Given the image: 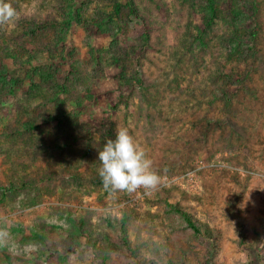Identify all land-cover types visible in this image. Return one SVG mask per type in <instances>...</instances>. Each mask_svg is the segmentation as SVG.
I'll return each instance as SVG.
<instances>
[{
  "label": "rangeland",
  "instance_id": "374dc122",
  "mask_svg": "<svg viewBox=\"0 0 264 264\" xmlns=\"http://www.w3.org/2000/svg\"><path fill=\"white\" fill-rule=\"evenodd\" d=\"M10 2L0 264H264V0H218L211 21L208 0ZM117 127L161 177L148 194L102 186Z\"/></svg>",
  "mask_w": 264,
  "mask_h": 264
},
{
  "label": "clouds",
  "instance_id": "9594fccd",
  "mask_svg": "<svg viewBox=\"0 0 264 264\" xmlns=\"http://www.w3.org/2000/svg\"><path fill=\"white\" fill-rule=\"evenodd\" d=\"M17 15L10 0H0V24L8 23ZM98 175L105 190L132 193L144 189L145 194L155 189L161 177L152 168V161L143 147L125 127H117L115 138L108 139L98 151Z\"/></svg>",
  "mask_w": 264,
  "mask_h": 264
},
{
  "label": "trees",
  "instance_id": "16d2710c",
  "mask_svg": "<svg viewBox=\"0 0 264 264\" xmlns=\"http://www.w3.org/2000/svg\"><path fill=\"white\" fill-rule=\"evenodd\" d=\"M217 1L218 0H208L209 2V8H208V14H209V21L213 20L216 18V6H217ZM81 14V11L78 12V14ZM232 13L234 14V16H236L237 18L241 19V21L243 20L242 18L244 17L243 12L241 11V9H237L234 8L232 10ZM72 17L70 19L69 22H72ZM35 75H39L43 80L47 79L48 81H46L47 83L50 84H54V87L57 88L58 90H63V88L56 82L54 81V72L51 69H47L44 66H40L38 69L34 70ZM18 86V80L15 79H11L9 78V74H8V70L5 69L4 67H0V89L1 91H3V93H7V94H14L15 92V88ZM11 196L6 197V199L10 200ZM1 202H5V197L3 195V199H0V203ZM175 211V210H174ZM177 214H180V216L182 217V220L184 221V228L186 229H190L192 230L196 235L201 234V230L200 228L194 223L192 217L186 213L185 211H181V210H176L175 211ZM17 226L13 228L14 232H17L19 230H21V228ZM45 235L41 232L38 231H32V236L29 239V242H31V240L36 241L38 239H44Z\"/></svg>",
  "mask_w": 264,
  "mask_h": 264
}]
</instances>
